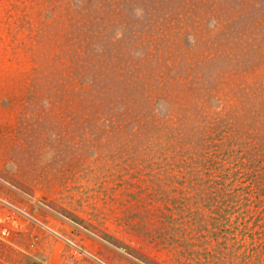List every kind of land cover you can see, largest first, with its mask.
I'll return each mask as SVG.
<instances>
[{"label":"rangeland","instance_id":"1","mask_svg":"<svg viewBox=\"0 0 264 264\" xmlns=\"http://www.w3.org/2000/svg\"><path fill=\"white\" fill-rule=\"evenodd\" d=\"M264 264V0H0V264Z\"/></svg>","mask_w":264,"mask_h":264},{"label":"built area","instance_id":"2","mask_svg":"<svg viewBox=\"0 0 264 264\" xmlns=\"http://www.w3.org/2000/svg\"><path fill=\"white\" fill-rule=\"evenodd\" d=\"M87 255L90 256L97 264H107V263L103 262L102 260H100V259H98V258H96V257H94L88 253H87Z\"/></svg>","mask_w":264,"mask_h":264}]
</instances>
